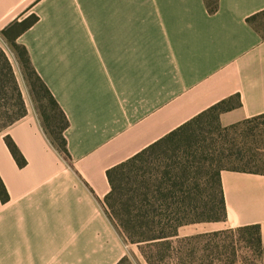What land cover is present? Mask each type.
<instances>
[{"label": "crops", "instance_id": "1", "mask_svg": "<svg viewBox=\"0 0 264 264\" xmlns=\"http://www.w3.org/2000/svg\"><path fill=\"white\" fill-rule=\"evenodd\" d=\"M263 12L264 0H219L213 13L205 0H0V31L38 16L16 41L69 120L71 154L70 164L32 103L0 132V264H118L108 170L173 151L170 134L214 106L223 126L264 115V34L248 20ZM220 177L227 217L179 236L259 224L264 243V174Z\"/></svg>", "mask_w": 264, "mask_h": 264}, {"label": "trees", "instance_id": "2", "mask_svg": "<svg viewBox=\"0 0 264 264\" xmlns=\"http://www.w3.org/2000/svg\"><path fill=\"white\" fill-rule=\"evenodd\" d=\"M205 3L211 13L219 7V0H205ZM255 17H250L249 22L252 23ZM37 21L38 16L32 13L22 20H15L11 26L2 30V34L13 49L43 130L65 160L71 164V154L65 136L69 120L53 93L35 69L26 46L16 41L18 35L29 29ZM0 73V100L7 96L9 86H12L16 93V106L14 109L3 111L0 108V121H2L0 126H8L27 114V105L15 76L13 65L1 46ZM222 109L223 107L220 105L214 106L170 135L176 137L175 135L188 129L194 123L198 124L205 115L212 113L222 131H233L237 135L252 138L251 141L246 143L248 145L246 146L247 150H244L246 148L243 145L241 149L238 146L235 151L230 150L227 153L224 151L223 154H226V157L236 155V158L241 157L244 159L250 153L251 157L255 158V166H236L230 169L264 174V128L256 123L257 119H264V115L253 116L223 126L219 121V114ZM187 137H185V140L189 142ZM6 142L17 163L24 166L27 160L11 136H6ZM137 159L138 156H135L108 170L112 190L105 198L106 209L109 214L106 213L117 231L125 235L127 242L138 243L149 264H165V262L171 264L173 259L176 260L177 264H193L195 262H199L198 264H214L215 261H218L216 264H222L225 251L221 248L224 245L220 244L218 238L223 235L225 237L229 236L228 233L232 235V245L234 243L233 237L238 235L237 240L244 243V246H242L243 244L239 245L240 249L242 251L246 249L247 252L253 251V248L256 249L262 258L261 262L264 264V243L259 224H248L223 230L179 236L178 228L184 224L221 221L227 217V207L220 177L222 169L218 170L215 176L213 175L214 183L217 186L216 196L205 201L202 197L205 192V189H202L204 178L200 172V174L192 177H186L182 171L171 173V171H176L177 165L180 169H182V166H185L186 169L195 167L193 160L179 159L176 155L171 156V162L168 165L174 166L173 170H165V173L160 177L150 176L147 178L145 172L141 173L139 170L137 171L139 168L133 166ZM0 197L3 201L9 199V193L1 176ZM202 198L204 201H202ZM235 251L233 249V253ZM251 261L253 262V260ZM233 262L232 259L225 264H233Z\"/></svg>", "mask_w": 264, "mask_h": 264}, {"label": "rangeland", "instance_id": "3", "mask_svg": "<svg viewBox=\"0 0 264 264\" xmlns=\"http://www.w3.org/2000/svg\"><path fill=\"white\" fill-rule=\"evenodd\" d=\"M31 14H28L26 16L25 14H22L20 18L22 20L30 16ZM252 23L257 29H259V31H261V33L264 34V12L256 16L253 19ZM0 46L6 51L13 65L15 76L22 90L26 105H31V103L33 105V101L29 95L26 82L22 77L21 70L16 61L13 49L11 48V45L8 40L2 34V31H0ZM6 95L7 96L5 98L0 100V108L3 111L12 110L16 106V93L14 92L12 86H9L7 88ZM256 123L259 124L260 127L264 128L263 118L257 119ZM8 126H0V132L5 130ZM175 136L177 141L174 144L175 149L173 151L170 150L168 153L165 152L158 156L153 155L149 157L148 155L145 156V158L142 160L137 159L133 165L139 168L137 169V171L139 170L141 173L145 172L147 178H149L152 175L156 176L159 170L160 173L163 174L167 169L173 170L174 166L168 165L171 162V156L176 155L179 159L183 158L193 160L195 167L186 169L185 166H182V169H180L177 165V168H175L176 171H171V173H180L182 171V173L185 174L186 177L196 176L201 173L202 177L204 178L202 180V189H205V192L202 194V197L205 199V201H207L209 198H214L217 194V186L214 183L213 175L215 176L218 170L230 169L232 167L245 165L255 166L256 164V161H254L255 158L251 157L250 153H248V157H244V159L241 157L236 158V155H230L226 157V154H223L224 151L226 153L230 150L235 151L238 146L241 149L243 145H245L246 148L244 150H247L246 146L248 145L246 143L248 141H251L252 138L237 135L233 131H222L212 113L205 115V117H203L198 124L194 123L191 127H188V129L183 130ZM186 136H188L187 138H189V142L185 140ZM189 144H191V146H189ZM163 167L164 169L162 170ZM203 198L202 201H204ZM105 211L109 214V211L107 209H105ZM119 234L123 239L126 251L124 256L125 258L120 264H149L144 255L142 254L138 243H129L125 240L124 234H122L121 232ZM228 234L229 236L225 237V235H223L218 238L220 244L224 245V248L222 246L221 248L225 251V254L222 257V264H225L227 261H230L232 259L234 260L233 264H263L261 262L262 258L260 257V253L256 249L253 248V251L251 252H247L246 249L242 251L239 245L243 244L242 246H244V243H240L237 240L238 235L233 237L234 243L232 245V235L230 233ZM233 249L236 250L235 253H233ZM251 260H253V262ZM216 262L218 261H215L214 264H216ZM168 263L169 262H165V264ZM198 263L195 262L193 264ZM171 264H177L176 260L173 259V262Z\"/></svg>", "mask_w": 264, "mask_h": 264}]
</instances>
